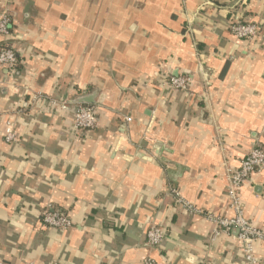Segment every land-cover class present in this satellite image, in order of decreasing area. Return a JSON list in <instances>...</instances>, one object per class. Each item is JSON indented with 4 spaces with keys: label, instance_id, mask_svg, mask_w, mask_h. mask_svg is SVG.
Segmentation results:
<instances>
[{
    "label": "crops",
    "instance_id": "0c3cea01",
    "mask_svg": "<svg viewBox=\"0 0 264 264\" xmlns=\"http://www.w3.org/2000/svg\"><path fill=\"white\" fill-rule=\"evenodd\" d=\"M4 10L19 70L0 67V264H246L234 233L213 239L168 190L232 215L225 168L264 149V0H0ZM235 21L259 35L239 40ZM166 75L189 77L187 91L167 89ZM37 93L92 97L97 128L77 130L47 102L17 115ZM240 194L264 231V170ZM47 206L73 226H44ZM152 223L167 234L159 248L146 243ZM253 248L264 264L263 244Z\"/></svg>",
    "mask_w": 264,
    "mask_h": 264
},
{
    "label": "built area",
    "instance_id": "2783aa9c",
    "mask_svg": "<svg viewBox=\"0 0 264 264\" xmlns=\"http://www.w3.org/2000/svg\"><path fill=\"white\" fill-rule=\"evenodd\" d=\"M12 23V14L8 10H4L0 15V67L9 70L11 74L15 73V68L18 66V55L14 48L8 46L6 41L10 36ZM230 31L239 40L251 41L260 33L259 24L256 22H240L235 21L230 26ZM163 83L167 89L173 91H187L189 86V77L187 76H165ZM43 102H47L58 111L68 112L71 116V121L74 127L81 131L94 130L98 126V111L100 105L96 102H85L68 97L53 98L42 94H34L25 103L24 107L16 110L17 115H22L31 111L36 106H40ZM125 123H130L131 118L125 116ZM14 125L7 124L4 133V139L7 143H14L17 140ZM264 170V149L255 144L239 161L237 167L233 168L226 166L225 177L227 182V200L231 210V216H219L212 212H203L187 202L179 192L169 186V194L172 196L175 204L182 207L191 215H197L205 218L213 225L212 238L216 239L221 234L234 233L236 238L242 244V252L246 264H258L257 258L254 256L253 244L260 241L264 246V231L253 226L244 215L241 204L240 190L242 186L248 182L254 174ZM41 222L44 226L66 231L73 226L72 220L63 212L53 207L47 206L40 214ZM146 243L149 246L159 248L167 239V234L164 228L155 224H150L145 233ZM24 264H33L28 261ZM49 264H61L59 261H52ZM199 264H205L200 262Z\"/></svg>",
    "mask_w": 264,
    "mask_h": 264
},
{
    "label": "water",
    "instance_id": "95a60500",
    "mask_svg": "<svg viewBox=\"0 0 264 264\" xmlns=\"http://www.w3.org/2000/svg\"><path fill=\"white\" fill-rule=\"evenodd\" d=\"M197 70H198L199 72H201L202 75L205 74L204 69H203L202 67H198ZM190 77H191V76H190ZM85 101L93 102V98L91 97V98H89V99H86ZM161 148H162V147H161V144H160V143H158V144H156L155 146H153V150L155 151L156 154H160ZM139 156H142V155L139 154Z\"/></svg>",
    "mask_w": 264,
    "mask_h": 264
},
{
    "label": "trees",
    "instance_id": "16d2710c",
    "mask_svg": "<svg viewBox=\"0 0 264 264\" xmlns=\"http://www.w3.org/2000/svg\"><path fill=\"white\" fill-rule=\"evenodd\" d=\"M19 70V66L15 68V71H18Z\"/></svg>",
    "mask_w": 264,
    "mask_h": 264
}]
</instances>
